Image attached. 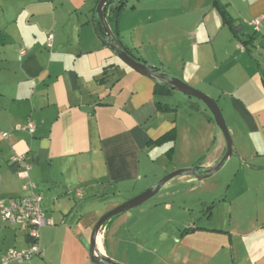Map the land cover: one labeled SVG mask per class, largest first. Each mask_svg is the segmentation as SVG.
<instances>
[{"label":"crops","instance_id":"0c3cea01","mask_svg":"<svg viewBox=\"0 0 264 264\" xmlns=\"http://www.w3.org/2000/svg\"><path fill=\"white\" fill-rule=\"evenodd\" d=\"M97 2L0 0V130L9 132L6 139L0 137V196L11 199L23 194L18 166L9 161L11 155L23 154L30 165V180L42 196V210L53 220L40 229V252L23 264H55L50 250L60 234V243L84 249L82 218L88 204L106 199L108 191L120 196L128 188L134 189L152 167L147 152L154 147L151 142L173 127L176 111L159 108L156 83L116 61L98 34ZM214 2L223 24L209 2L160 6L168 11L174 5L180 12L178 20L185 25L182 34L187 38L193 30L195 37L191 42L184 39L183 56L174 70L139 55L133 40H124L121 25L115 36L144 63L175 73L214 97L212 91L218 88L214 74L219 71L221 55L212 48V37L223 25L228 26L225 15L232 20L235 31L228 26L230 37L223 35L228 45L222 54L232 57L237 65L226 86L228 92H224L229 97L228 105L225 103L227 128L234 150L242 158L238 168L257 187L264 185V0ZM205 15L209 20L202 27ZM255 17H260L258 29L251 23ZM189 47L193 58L188 55ZM187 61L190 69L185 68ZM241 61L245 66L238 64ZM173 92L178 91L168 94ZM187 102L191 112L206 121L207 131L194 130L180 155L174 144L170 158L175 168L210 167L224 152V140L210 125L213 120L204 105L191 99ZM27 123L33 124V133L12 129ZM259 201L261 207L247 215L253 219L251 225L229 222L227 229L214 228L234 235L231 259L223 264H264V196ZM103 230L97 245L106 253ZM30 242L24 230L0 222V255L8 248H25ZM195 248L204 252L198 245Z\"/></svg>","mask_w":264,"mask_h":264},{"label":"rangeland","instance_id":"374dc122","mask_svg":"<svg viewBox=\"0 0 264 264\" xmlns=\"http://www.w3.org/2000/svg\"><path fill=\"white\" fill-rule=\"evenodd\" d=\"M214 1L123 0L118 25H121L124 40H133L131 44H134L132 46L139 55L142 54L160 64L164 63L174 70L183 56L184 39L191 42L195 37L192 34L193 30L191 34H187V38L182 34L185 25L183 21L178 20L180 12L174 5L168 11L160 10V6L165 3L206 2L207 4L209 2L210 10L218 14L223 24L224 20L215 7ZM203 18L202 27L208 23L209 16L205 15ZM222 27L219 34L214 38L213 35L211 36L212 48L221 55L219 71L214 74L218 88L212 91L214 97L211 98L220 108L227 125L229 124L227 106L229 97L224 92H228L226 86L237 65L232 62V57L225 58L222 55L228 45L227 41L223 40V35H230L228 26ZM188 53L193 58L192 48L189 47ZM114 59L121 62L117 56H114ZM238 64L241 67L245 66L243 61ZM186 67L189 69L192 67L189 61L185 62ZM166 74L180 79L175 73ZM156 98L166 105L172 104L176 111L175 118L172 114V128L175 131L173 145L175 144L180 155L182 149L189 145L194 130L201 129L203 133L206 132L207 123L191 112V105L187 100L197 101L193 97L173 92L157 94ZM198 103L202 106L200 102ZM207 113L210 114L208 110ZM210 123L224 140L215 123L213 121ZM153 146L147 151L149 159L153 161L152 167L147 177L143 178L134 189L131 190L130 187L120 196H113L108 191L106 199H95L88 204L89 210L82 218V223L86 227L81 237L84 249L81 246L60 243L63 237L61 234L57 235L58 242L50 250L55 264H92L89 239L96 221L107 211L134 197L169 172L178 169L174 167V161L165 153L169 142ZM241 161L242 158L240 159L237 151L234 150L233 144V154L214 175L199 181L191 176H175L147 201L114 216L104 225L103 242L106 255L123 264H193L195 262V264H223V260L229 261L231 259L230 242L231 239L235 242L234 235L226 234L224 231L217 232L214 228L223 226L225 229L229 222L251 225L253 219L247 215L261 207L259 200L264 196V185L253 187L250 177H246V174L238 168V163ZM254 200L257 201L254 203ZM230 212H232L231 218ZM100 233L102 234V231ZM195 245L203 248L204 252L201 249L197 250Z\"/></svg>","mask_w":264,"mask_h":264},{"label":"water","instance_id":"95a60500","mask_svg":"<svg viewBox=\"0 0 264 264\" xmlns=\"http://www.w3.org/2000/svg\"><path fill=\"white\" fill-rule=\"evenodd\" d=\"M106 1L107 0H98L94 12L96 19L98 20L102 30L105 33V42L109 49H111V51L126 65H128L138 73L150 78L155 83L165 85L172 90L193 97L194 99L202 103L204 107L209 111L215 125L221 131L225 142L224 152L212 166L203 167L199 165H192L175 169L134 197L107 211L96 221L92 228L89 240V251L92 264H123L108 257L106 253L102 252L97 245V237L100 234V231H102V229L104 228L105 223L111 220L114 216L126 212L147 201L149 198L158 193V191L164 186L167 181L175 176H191L195 180L199 181L214 175L221 169L227 158H229L233 154V143L222 112L214 99H212L209 95L193 88L182 79L172 77L164 72L157 70L155 67L147 65L141 60H137L135 57L125 51V49H123L105 17L103 8ZM214 5L221 14L215 2Z\"/></svg>","mask_w":264,"mask_h":264},{"label":"built area","instance_id":"2783aa9c","mask_svg":"<svg viewBox=\"0 0 264 264\" xmlns=\"http://www.w3.org/2000/svg\"><path fill=\"white\" fill-rule=\"evenodd\" d=\"M259 22L260 17L252 19L251 23L254 25V29H258ZM51 36L50 34L49 38ZM20 53H23V49H20ZM12 129L24 130L29 133L34 132L32 123L24 125L16 124ZM8 136V131L0 130V137L2 139H6ZM9 161L18 166L17 176L22 180L21 190L23 194L11 199H5L0 196V222L14 225L24 230L31 242L27 247L22 249H6L0 255V264H23L40 252L37 244L40 229L43 226L53 224V220L46 217L42 210V196L37 190L35 183L30 180V165L25 162L24 155L13 154L9 157Z\"/></svg>","mask_w":264,"mask_h":264},{"label":"trees","instance_id":"16d2710c","mask_svg":"<svg viewBox=\"0 0 264 264\" xmlns=\"http://www.w3.org/2000/svg\"><path fill=\"white\" fill-rule=\"evenodd\" d=\"M217 2V0H216ZM123 3V0H107L103 11L104 14L109 22L110 27L112 28L113 32L115 33V35H117V26H118V19H119V11L121 9V5ZM225 20L229 26V28L235 31L234 29V25L232 20H230L226 15H225ZM96 27H97V31L98 34L100 35V37L104 40L105 39V33L102 30L98 20L96 19ZM123 49H125V51H127L130 55H132L133 57H135L137 60H140L138 57L134 56L127 48H125L124 46H122ZM172 91V89H170L169 87L162 85V84H155V93L156 94H167L170 93ZM157 104L159 106V108L161 109H170L172 111H174L175 109H173V107H169L166 104H162L161 102L157 101ZM212 119V117H211ZM174 137H175V131L172 128L171 130H169L167 133L163 134L161 137H159L158 139H156L155 141L151 142L153 145H161L163 143H168L169 142V147L168 149L165 151V153L170 157L172 151H173V141H174Z\"/></svg>","mask_w":264,"mask_h":264}]
</instances>
